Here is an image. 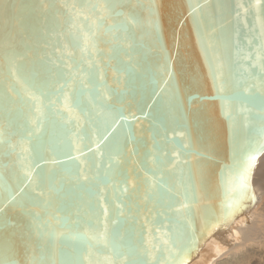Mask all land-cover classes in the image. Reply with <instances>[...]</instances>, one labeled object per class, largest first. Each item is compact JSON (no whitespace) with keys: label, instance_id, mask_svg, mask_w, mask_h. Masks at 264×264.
Here are the masks:
<instances>
[{"label":"water","instance_id":"1","mask_svg":"<svg viewBox=\"0 0 264 264\" xmlns=\"http://www.w3.org/2000/svg\"><path fill=\"white\" fill-rule=\"evenodd\" d=\"M84 2L0 0V260L60 264L82 249V264H128L132 257L97 243L106 225L145 264H191L211 239L244 225L257 200L251 179L264 151L231 214L229 195L238 194L225 183L264 127V78L250 67L260 43L255 0H120L124 16L115 19L135 23L118 35L133 46L113 50L102 32L91 59L71 39L95 19L77 15ZM27 92L40 97L39 110ZM65 96L79 107L64 110ZM61 116L70 119L67 137ZM33 121L43 135L29 143ZM68 231L96 240L55 236ZM168 248L174 258L165 259Z\"/></svg>","mask_w":264,"mask_h":264},{"label":"snow or ice","instance_id":"2","mask_svg":"<svg viewBox=\"0 0 264 264\" xmlns=\"http://www.w3.org/2000/svg\"><path fill=\"white\" fill-rule=\"evenodd\" d=\"M198 5L197 7H199ZM74 8H77L76 5H73ZM121 7L120 0H103L102 3H87L86 0L84 3L78 6L77 15H79L83 11H87L95 16V19L92 21V25L89 26L87 32H84L82 29L73 31L71 33L72 44L75 48H79L82 53H85L86 56L91 59L92 54L97 51V40L99 35L102 32L111 33L112 41L114 44L113 50L119 48L126 41V46L131 48L133 46V42L131 37L124 36L123 38L118 35V33H127L128 26L133 25L135 23V17L125 16L123 20H117L115 17L124 16V13L117 11V9ZM252 8L257 10V19L260 24V31L257 39H259L260 43L256 49V58L252 61L250 67L257 70V74L261 75V78H264V19L261 18V0H255V3L251 5ZM195 11V9H194ZM99 15H96V13ZM106 20H112L111 23L106 24ZM72 25L75 27V19L72 21ZM252 41H249L251 44ZM251 56V53H248L244 56V59L247 60ZM92 66L91 64L89 65ZM247 71V69H245ZM251 75V73H249ZM217 82V96L220 99H224L225 97L222 95L224 92V84L220 80V76L217 75L214 77ZM91 81V77H90ZM26 95L29 97L31 101L37 102V109L39 110V100L40 97L36 96L32 92H27ZM46 95L41 92L40 96ZM78 95V93H77ZM79 103L78 100L72 99L69 96L64 97L63 108L66 111L71 112L72 109L78 108ZM83 112V109H81ZM57 115H61L57 113ZM86 115V113H85ZM34 124H38L35 128V131L31 129L27 130V136L22 139L28 140L29 143L33 139H36L38 142L41 140L43 135L42 128L43 122L33 121ZM60 135L67 137L71 133L70 127V119H63L61 116V123L59 125ZM107 139V137H105ZM5 135L3 131H0V143H5ZM103 143V141H101ZM24 152H29L28 148L23 149ZM264 151V127L260 129L259 139L254 141L251 144L250 151L246 153V158L243 164V167L239 165V162L234 164L233 167L229 168L228 173L225 177V183L227 185V192L237 193V198H232L229 195L227 209L229 210V214L234 210L240 203V200L243 197L244 190L246 188V180L248 176L249 169L254 165V162L257 158L259 152ZM71 159V157H69ZM39 167V165H36ZM34 171V169H32ZM32 171H26L25 175L29 180L32 178ZM23 191V189H21ZM190 205L188 203H182L181 208L186 209L189 208ZM181 208H177L176 211L179 212ZM2 211V209H0ZM105 211V216H107V209ZM36 218H39V213L36 214ZM59 222V221H58ZM115 223V222H114ZM57 239L63 238L64 240H73L79 241L83 245H89V241L96 240L95 236L89 235V233L83 232H62L55 234ZM194 243V240L190 241ZM97 243H103L106 248L109 249L113 257L120 258L124 257L127 259L128 257H132L131 260L128 261V264H145L144 259L142 258V253H138L137 248L132 244L131 240H126L125 237L118 231H114L111 234V237L107 236V226L105 225V231L100 233L99 240ZM168 240H164V244L167 245ZM91 247V245H89ZM168 252V256L165 259L174 258L173 250L171 248L166 249ZM76 256L70 259H62L60 264H82V259H87V257L83 256L82 249H74ZM0 264H9L7 260H0ZM35 264H44L43 257H37L35 260Z\"/></svg>","mask_w":264,"mask_h":264},{"label":"rangeland","instance_id":"3","mask_svg":"<svg viewBox=\"0 0 264 264\" xmlns=\"http://www.w3.org/2000/svg\"><path fill=\"white\" fill-rule=\"evenodd\" d=\"M251 183L257 201L248 215L247 224L240 228L243 232L239 231L237 242L231 241L221 256L208 264H264V155L253 169Z\"/></svg>","mask_w":264,"mask_h":264},{"label":"bare ground","instance_id":"4","mask_svg":"<svg viewBox=\"0 0 264 264\" xmlns=\"http://www.w3.org/2000/svg\"><path fill=\"white\" fill-rule=\"evenodd\" d=\"M245 224H247V223H245ZM241 225L243 226V221L234 224L227 232L223 233L222 235L211 239L205 245L202 253H200V255H198V257L191 264H208V263H211L212 259H216L215 257L221 256L220 254H222L224 252V250L227 249V247L229 246L231 241H233L235 239V242H237L236 239H238L237 238L239 236L238 234H240L239 231L243 232V230H240V228H242ZM244 234H245V232H244ZM242 235H243V233H242ZM239 239H240V237H239ZM233 249H235V248H232V251H234Z\"/></svg>","mask_w":264,"mask_h":264}]
</instances>
